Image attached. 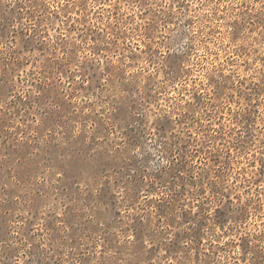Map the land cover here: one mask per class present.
I'll return each mask as SVG.
<instances>
[{
    "label": "rangeland",
    "instance_id": "rangeland-1",
    "mask_svg": "<svg viewBox=\"0 0 264 264\" xmlns=\"http://www.w3.org/2000/svg\"><path fill=\"white\" fill-rule=\"evenodd\" d=\"M0 264H264V0H0Z\"/></svg>",
    "mask_w": 264,
    "mask_h": 264
}]
</instances>
